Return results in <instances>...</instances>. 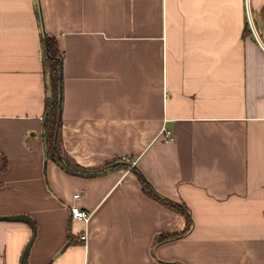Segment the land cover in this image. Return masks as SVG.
Listing matches in <instances>:
<instances>
[{
    "label": "crops",
    "instance_id": "1",
    "mask_svg": "<svg viewBox=\"0 0 264 264\" xmlns=\"http://www.w3.org/2000/svg\"><path fill=\"white\" fill-rule=\"evenodd\" d=\"M43 31L64 52L66 149L116 159L104 173L46 156ZM123 155L189 232L159 240L186 218ZM17 213L28 264H264V0H0V214ZM32 235L0 219V264Z\"/></svg>",
    "mask_w": 264,
    "mask_h": 264
},
{
    "label": "trees",
    "instance_id": "2",
    "mask_svg": "<svg viewBox=\"0 0 264 264\" xmlns=\"http://www.w3.org/2000/svg\"><path fill=\"white\" fill-rule=\"evenodd\" d=\"M41 42L43 45V65L47 73V96L43 114V139L46 156L48 159L57 162L65 171L71 174L95 176L104 173L112 166H116L114 165L116 159H111L100 166L89 167L80 164L66 149L63 138L62 118V67L64 52L61 50L56 36L45 31L41 33ZM117 159L122 160L125 166L134 170L139 178L143 192L185 216L186 226L182 231L168 236L163 235L159 240L162 241L164 237H180L189 232L193 225V218L188 206L184 202L173 200L162 194L135 164H131L130 158L124 159L121 156ZM169 264L181 263L169 262Z\"/></svg>",
    "mask_w": 264,
    "mask_h": 264
},
{
    "label": "water",
    "instance_id": "3",
    "mask_svg": "<svg viewBox=\"0 0 264 264\" xmlns=\"http://www.w3.org/2000/svg\"><path fill=\"white\" fill-rule=\"evenodd\" d=\"M0 219H7V220H21L29 223L33 229V235L28 241L22 255V264H28V255H29V250L30 247L33 243V240L35 239L36 236V224L34 219L26 213H17V214H8V215H1L0 214Z\"/></svg>",
    "mask_w": 264,
    "mask_h": 264
},
{
    "label": "built area",
    "instance_id": "4",
    "mask_svg": "<svg viewBox=\"0 0 264 264\" xmlns=\"http://www.w3.org/2000/svg\"><path fill=\"white\" fill-rule=\"evenodd\" d=\"M128 156L126 155H123L122 158H127ZM75 197H78L80 196V193H76L74 195ZM71 211H72V215L73 217L75 218H78V219H83L85 222H87L90 218V214L83 208H81L80 206L76 205V204H73L71 206ZM82 238H86V233H83L82 235Z\"/></svg>",
    "mask_w": 264,
    "mask_h": 264
}]
</instances>
